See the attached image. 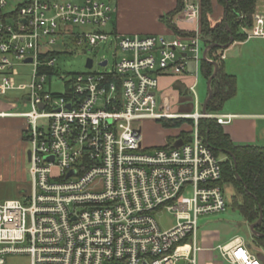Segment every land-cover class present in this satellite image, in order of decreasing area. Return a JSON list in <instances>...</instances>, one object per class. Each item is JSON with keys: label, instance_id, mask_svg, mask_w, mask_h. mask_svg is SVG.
Returning <instances> with one entry per match:
<instances>
[{"label": "built area", "instance_id": "1", "mask_svg": "<svg viewBox=\"0 0 264 264\" xmlns=\"http://www.w3.org/2000/svg\"><path fill=\"white\" fill-rule=\"evenodd\" d=\"M115 12L111 0H0V97L25 93L30 110L17 115L27 119L32 177L30 192L0 202V264L12 254L29 255V264H199L205 249L230 264H264L241 236L205 249L198 241L199 218L228 204L223 159L201 136L199 119L231 117L204 113L197 100L192 113L161 111L157 100L162 74H182L193 61L198 76L209 47L201 0H184L195 28L173 38L107 32ZM83 26L96 29L76 30ZM248 37H264V13ZM71 44L112 51L113 62L103 57L94 70L93 60L57 91V54H70ZM27 65L30 81L17 83ZM177 117L193 119L190 140L143 146V120ZM164 210L177 218L169 229L157 219Z\"/></svg>", "mask_w": 264, "mask_h": 264}, {"label": "rangeland", "instance_id": "2", "mask_svg": "<svg viewBox=\"0 0 264 264\" xmlns=\"http://www.w3.org/2000/svg\"><path fill=\"white\" fill-rule=\"evenodd\" d=\"M62 1V0H60ZM80 3L83 0H63ZM13 4V3H12ZM113 6L116 5V0L112 1ZM8 5L6 8H10ZM215 19L216 22L222 16V8L217 5ZM113 24L110 23L104 28L105 31L110 32ZM93 28L91 26L77 27V31L89 32ZM182 34V33H180ZM61 41H58L57 47H60ZM70 54H57V65L54 67V71L58 73L53 80V89L57 91H64V81L69 80L71 76L77 73L88 72L86 68V62L88 58H92L95 61L96 66L94 70L98 68V63L105 57L113 62V52L107 51L103 48L99 50H92L84 48L83 46L70 45ZM228 59H226V58ZM226 59V70L233 72L237 75V94L233 98L225 102L222 110H225L230 104H239L245 102H252L254 99H261L260 103H264V37H250L244 42H235L230 49L224 53ZM230 60L231 64H227ZM197 66L193 61L188 64V70L191 76H196L195 71ZM101 69V68H99ZM31 66L19 67L20 77H17V83L29 82ZM175 86V85H174ZM184 87L181 82L176 84V88L180 89ZM179 91L169 92L167 90L157 92V100L161 111H168L171 113L185 114L194 112L196 108L193 106L195 103L196 95L198 97L202 110V105L206 100L208 93L207 79L204 77L200 67L198 68V76L195 92L191 91L189 97L180 94ZM25 93L20 91H10L8 97L15 100L18 98H24ZM178 97V98H177ZM193 100L191 101V99ZM3 99V97H0ZM19 109L28 111L30 106L23 101L19 105ZM185 119L180 126L164 127L160 119H147L141 122V134L143 146L147 150H153L159 145H167L175 137L179 136L182 131L191 130L190 118L177 117L169 119ZM207 119H215L219 123L218 118L210 117ZM221 124V123H219ZM223 125V124H221ZM191 135V134H190ZM27 142V141H26ZM28 148V147H27ZM26 156L21 159L23 161L22 171L13 175H5L0 172V202H4L9 199H21L23 190L30 192L32 188V177L29 171L30 163L28 161V155L26 150ZM221 157V156H220ZM224 159V157L222 156ZM2 162L8 159L12 161L17 168L16 156L9 154L8 157L1 156ZM9 162V163H10ZM12 173V172H11ZM19 174V175H18ZM20 178V179H19ZM226 199L227 208L224 212L201 216L198 220V241L201 247L210 248L216 247L219 244H224L234 238L235 236H241L248 244H251L252 249L256 253L264 255V250L254 245L252 233L250 230V224L246 222L241 215L240 211L233 206V196L235 195V189L232 185L226 186ZM158 222L163 229H169L177 224V218L171 211L164 210L157 215ZM218 236L219 239H208L213 236ZM216 251L203 250L198 254L199 264H230L224 262L218 258ZM7 264H29L31 257L26 254H12L7 257Z\"/></svg>", "mask_w": 264, "mask_h": 264}, {"label": "trees", "instance_id": "3", "mask_svg": "<svg viewBox=\"0 0 264 264\" xmlns=\"http://www.w3.org/2000/svg\"><path fill=\"white\" fill-rule=\"evenodd\" d=\"M179 2V6L174 12L183 9V0ZM258 2L259 0H201L200 30L203 46L216 44L208 55L218 65L217 73L211 82L212 94L207 104V113L221 112L225 102L237 94V76L226 70V62L223 58V53L228 47L223 48L222 46L230 43L231 39L234 43L244 42L249 38L248 31L255 25ZM217 5L222 8V16L214 22ZM173 29L178 32L176 27ZM213 62L203 59L200 64V69L207 81L215 70ZM179 92L180 94L183 92L189 97L190 92L185 86ZM160 120L167 128L178 127L185 121V119L179 118H162ZM189 120L193 127V119ZM192 127L190 131H182L169 144L157 147H171L176 138L190 140ZM199 132L213 148L214 153L221 158L224 157L221 163L223 176L220 183L224 190L227 184L234 187V208L240 211L244 220L250 225L259 220L262 210L263 219L256 230L264 233V146L257 144L236 145L229 134L225 132L224 127L215 119H199ZM252 239H254L253 243L256 247L264 250V236L252 234Z\"/></svg>", "mask_w": 264, "mask_h": 264}, {"label": "crops", "instance_id": "4", "mask_svg": "<svg viewBox=\"0 0 264 264\" xmlns=\"http://www.w3.org/2000/svg\"><path fill=\"white\" fill-rule=\"evenodd\" d=\"M112 1L114 0H111V2ZM179 1L180 0H116V12L111 21L113 24L111 30L125 35L163 34L169 38H173L180 33H191L195 25L185 19L183 9L174 12L179 6ZM172 12L174 13L172 14ZM257 12L264 13V0H259ZM215 17L213 19H215ZM173 27H176L178 32H175ZM230 47L227 49H230ZM226 50L224 53H226ZM227 64H231L230 60ZM229 72L236 75L231 71ZM189 73L190 71L187 68L184 73L179 75H174L169 72L162 74L160 76L158 91H161V93L165 90L169 92L179 91L178 88H176L178 82H181L189 92L193 91L191 87L195 82L197 83V77L191 76ZM192 100L193 98L191 101ZM196 100L199 109H201L197 95L193 106L196 107ZM260 100L261 99H254L252 102H240L237 105L233 103L226 107L225 110H221V112L214 114L231 117L229 121H226L227 123L222 126L236 145L257 144L264 146V103H260ZM22 101L24 103L26 102L24 98L13 100L9 98L8 95L0 99V172L5 175H13L15 172L19 173V170L22 171L21 164L23 161L21 159L26 156V150L28 153V145L25 139L27 119L17 115L18 113L25 112L19 109V105ZM9 154L16 156L17 168L15 167L14 172V163H11L12 161L10 162L8 159L2 162L1 159V156L8 157ZM23 192H25V190H23L21 194H23ZM208 239H219V237L214 235Z\"/></svg>", "mask_w": 264, "mask_h": 264}, {"label": "water", "instance_id": "5", "mask_svg": "<svg viewBox=\"0 0 264 264\" xmlns=\"http://www.w3.org/2000/svg\"><path fill=\"white\" fill-rule=\"evenodd\" d=\"M232 43H233V39H231V42H230V43H228L227 45H223L222 47H223V48H227V47H229ZM215 45H216V44H211V45H209V47L205 50V52H204V59H205L206 61L213 62V61L207 60V59H206V55H207V51H208L209 49H211L212 47H214ZM27 61H28V62H31L32 59H28ZM213 63H214V65H215V70H214L213 75H212V76L209 78V80H208V95H207L206 100L204 101L203 108H202V111H203L204 113L207 112V110H206V108H207V104H208V102H209V100H210V98H211V94H212V90H211V82H212L213 77L216 75V73H217V69H218V65H217V63H215V62H213ZM92 64H93V59H92V58H88V59H87V65H86V66H87L88 68H91V67H92ZM105 64H106V62L103 63V65H105ZM42 107H43V106H42ZM182 144H183V140H182V139H178V140H176V141L173 143V145H174L175 147H179V146H181ZM27 155H28V160H29V159H30V152H28ZM262 219H263V213H262V210H261V214H260V218H259V220H258L257 222H255V223H253V224L250 225V230H251V233H252L253 235H256V236H264V233H260V232H258V231L256 230V227L261 223ZM260 257H261V259L264 261V256H263V255H260Z\"/></svg>", "mask_w": 264, "mask_h": 264}]
</instances>
